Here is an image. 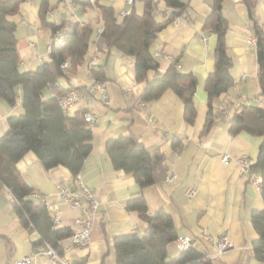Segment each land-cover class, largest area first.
I'll return each instance as SVG.
<instances>
[{"label": "crops", "instance_id": "1", "mask_svg": "<svg viewBox=\"0 0 264 264\" xmlns=\"http://www.w3.org/2000/svg\"><path fill=\"white\" fill-rule=\"evenodd\" d=\"M112 4L117 13L120 9H135L142 12V1L133 4L125 0H103ZM186 3L184 13L178 15L176 23L167 21L151 43V51L158 60V68L147 72V78L160 75L174 59L183 71H192L198 84L194 93L196 115L192 123L184 121L182 100L171 90H165L156 100L145 102V107L133 104L142 92L145 82L137 81L134 61L129 55L112 47L109 51H98L94 41L97 28L101 27L100 11L94 5L82 7L76 4L73 17L93 26L90 48L85 62L76 70H67L74 85L87 84L90 75L87 60L96 52L97 62H103L107 78L104 80L107 101H101L95 91L94 97L85 96L76 102L67 113L91 111L95 121L91 125L92 149L84 159L78 176L98 200L96 219L91 228L89 243L84 247H69V238L62 241L63 258L73 264H118L113 249V237L118 234L141 233L145 227L136 210L126 208V202L138 195L145 199L148 212L158 208L168 212L178 235L188 234L192 245L203 251L209 264H264L254 257L252 242L258 234L250 221L252 209L264 208L259 184L248 173L240 172L238 158L245 155L253 162L260 143L259 135L245 131L231 134L227 116L239 103L258 104L264 107V97L256 80L257 61L254 45L246 38L253 35L251 19L240 0H222V12L228 20L226 40L233 64L230 88L214 98V106H222L226 113L217 118L206 132L201 133L207 107V96L203 84L214 66L213 50L216 35L204 27L210 11L211 0H181ZM68 3V7L65 3ZM39 0H20L19 11L11 16L16 24V45L21 57L20 65L33 69L48 59L45 50L41 55L39 35L44 28L38 18ZM70 9L68 0H62ZM52 8L50 17H58ZM89 10L88 16H84ZM169 8L163 0L158 2L159 19L165 17ZM254 18L264 27V0H257ZM31 43H30V42ZM48 42V41H47ZM46 42V44H47ZM45 44V47H46ZM158 52V54H155ZM76 79L75 83L72 81ZM61 82L66 85L62 79ZM48 95L52 91L48 90ZM244 98H243V97ZM2 100V101H1ZM19 101L9 105L0 99V135L6 130L9 115L20 113ZM128 133L134 134L149 149L159 148L166 155L168 173L173 179L140 188L132 174L113 168L106 153V142ZM173 141H179L173 146ZM230 157L228 163L221 155ZM17 169L35 194L42 195L48 204L57 207V226H70L79 214L77 207H68L57 193L59 183H71L73 175L62 165L44 169L32 151H27L17 162ZM193 187L195 194L189 198L186 188ZM37 201L38 195H31ZM204 231L212 237L226 234L231 246L218 251L214 240L200 237ZM38 234L25 227L12 208V196L8 189L0 187V264H16L26 255L32 264H56L43 252L42 245L34 246ZM179 250L174 242L167 245V257L172 258Z\"/></svg>", "mask_w": 264, "mask_h": 264}, {"label": "trees", "instance_id": "2", "mask_svg": "<svg viewBox=\"0 0 264 264\" xmlns=\"http://www.w3.org/2000/svg\"><path fill=\"white\" fill-rule=\"evenodd\" d=\"M61 1L57 0V3ZM70 1L84 8L94 4L99 9L101 30L94 41L96 50L109 51L115 47L133 58L135 79L145 82L133 104L140 100L151 102L165 90L171 89L182 100L184 121H194V93L198 79L192 71L181 70L177 66V59H174L160 75L147 78L149 70L158 68L151 43L167 21L184 13L185 2L163 0L169 11L166 17L159 19L157 14L160 0H141V13L133 8L123 15L117 13L112 4L104 1ZM240 1L244 3L247 16L251 19V29L255 36L256 80L264 97V27L254 18L257 0ZM19 7L20 0H0V99L9 105L19 101L22 107L20 113L7 117V128L0 135V184L10 191L12 208L18 220L37 232L34 246L38 248L42 245L44 250L46 244H49L61 256L62 241L69 238L71 226H57L51 220L45 199L39 197L37 201L33 200V187L17 169L16 162L30 150L44 169L62 165L73 176L81 170L84 159L92 149V131L84 120L83 112L66 113L58 100L71 88L88 96L87 84L74 85L67 70H76L85 62L94 29L91 23L81 22L65 12L51 19L49 14L53 6L50 0H39V22L49 30L48 59L33 69L21 70V57L16 45V24L11 19ZM210 8L204 27L215 33L216 43L213 50L214 66L203 84L207 107L201 133L206 132L217 118L223 117L222 110L214 106L213 100L226 92L233 83V60L226 40L228 20L222 12V0H211ZM64 61L69 64L67 68L62 67ZM88 72L98 81L107 78L103 62L95 61ZM62 79L66 85L61 82ZM46 89L52 91V95H46ZM227 120L231 134L245 131L261 138L256 157L248 166V174L256 172L260 175L259 189L264 202V107L254 103H239L231 109ZM178 142L173 141V146ZM106 153L113 168L132 174L140 188L160 182L168 174L165 153L159 148L149 150L132 133L108 139ZM125 206L137 211L145 227L141 233L130 232L113 237L118 264L210 263L209 257L193 245L179 250L172 258L167 257V245L174 242L178 234L171 215L163 208L148 212L141 195L129 199ZM250 221L258 234V238L252 242L254 257L264 260V208L252 209ZM56 264L61 262L56 260Z\"/></svg>", "mask_w": 264, "mask_h": 264}, {"label": "built area", "instance_id": "3", "mask_svg": "<svg viewBox=\"0 0 264 264\" xmlns=\"http://www.w3.org/2000/svg\"><path fill=\"white\" fill-rule=\"evenodd\" d=\"M94 1V0H90ZM128 4H133L134 0H125ZM65 5L68 7V3L66 2ZM131 9H120L119 14L123 15L129 13ZM168 13H165V17ZM179 20L178 16H173L170 19V22L176 23ZM101 27L97 28V32H100ZM30 42V41H29ZM246 42L248 44L254 45L255 44V36H248L246 38ZM31 43V42H30ZM50 49V42L48 41L46 44V52L48 53ZM155 54H158L156 52ZM96 52H93L87 60V69L89 70L94 62L96 61ZM40 62H43V58L39 57ZM68 62L64 61L62 63L63 68L68 67ZM90 75V81L87 83L86 89L88 93V97H94L95 91L98 93V98L101 101L106 102V88L104 81L95 80ZM74 83L76 79L72 80ZM85 97L79 90L71 88L67 90L58 100L61 109L64 112H68L70 107H72L76 102L82 100ZM243 97V96H242ZM244 98V97H243ZM138 107H145L144 101L138 102ZM218 110H222L223 113H226V110L222 106L216 107ZM84 120L87 123V126L91 128L92 123L95 121V113L91 111L84 112L83 114ZM221 160L224 163H228L230 161V157L227 154L221 155ZM238 162L240 164V172L241 173H248L249 169L248 166L250 164L248 158L243 155L238 158ZM252 180L259 184L260 182V175L256 172L250 174ZM166 178L168 180L173 179V174H167ZM57 193L60 199H62L68 207H77L79 209V214L71 220V233L69 236V247H84L89 243L91 228L96 219V211L98 206V200L95 195L84 185L81 181L80 177L76 174L71 183H59L57 185ZM185 193L189 198H191L195 194V189L193 187H188L185 190ZM34 195H38L39 197L43 198L42 195L32 193ZM47 209L50 212L51 220L57 225L59 222V216L57 207L53 204L47 203ZM200 237L206 240H214L216 243L217 249L219 252L229 248L231 246L230 239L226 234L218 235L217 237H212L207 232L201 231ZM174 244L178 250H184L192 245V237L188 234L184 235H177L174 239ZM43 252L48 255L51 259L59 260L61 264H73L69 259L63 258L62 256L58 255L57 252L49 245L46 244L45 249ZM16 264H32L31 257L26 255L20 259L15 261Z\"/></svg>", "mask_w": 264, "mask_h": 264}, {"label": "rangeland", "instance_id": "4", "mask_svg": "<svg viewBox=\"0 0 264 264\" xmlns=\"http://www.w3.org/2000/svg\"><path fill=\"white\" fill-rule=\"evenodd\" d=\"M68 1L70 3V6H71L70 9L64 7L62 3H59V2L57 3V0H50V3L54 8L53 10H54L55 14H57L61 11H64L68 16H71V15L73 16V14L76 12L75 9L77 8V6L75 3L71 2L70 0H68ZM100 1H103V0H100ZM88 13H89V10H87V13L84 14V16H88ZM50 18L54 19V16L50 17ZM47 41H49V30L44 28V31L42 32L41 35H39V38H38V46L40 48L41 55L46 54L45 53V50H46L45 44ZM25 68H26L25 65H20L21 70H24ZM44 93L47 95L48 90L47 89L44 90ZM15 114H17V113H15Z\"/></svg>", "mask_w": 264, "mask_h": 264}, {"label": "water", "instance_id": "5", "mask_svg": "<svg viewBox=\"0 0 264 264\" xmlns=\"http://www.w3.org/2000/svg\"><path fill=\"white\" fill-rule=\"evenodd\" d=\"M0 187H1V184H0Z\"/></svg>", "mask_w": 264, "mask_h": 264}]
</instances>
